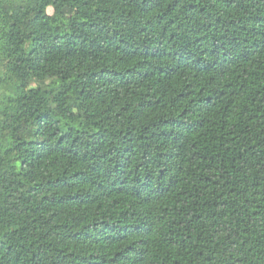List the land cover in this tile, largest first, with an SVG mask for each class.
Returning <instances> with one entry per match:
<instances>
[{"label": "trees", "instance_id": "1", "mask_svg": "<svg viewBox=\"0 0 264 264\" xmlns=\"http://www.w3.org/2000/svg\"><path fill=\"white\" fill-rule=\"evenodd\" d=\"M0 264H264V0H0Z\"/></svg>", "mask_w": 264, "mask_h": 264}, {"label": "rangeland", "instance_id": "2", "mask_svg": "<svg viewBox=\"0 0 264 264\" xmlns=\"http://www.w3.org/2000/svg\"><path fill=\"white\" fill-rule=\"evenodd\" d=\"M49 12L52 13L53 12V9L52 8H49Z\"/></svg>", "mask_w": 264, "mask_h": 264}]
</instances>
